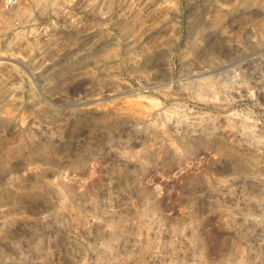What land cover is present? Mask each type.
<instances>
[{"label":"rangeland","instance_id":"374dc122","mask_svg":"<svg viewBox=\"0 0 264 264\" xmlns=\"http://www.w3.org/2000/svg\"><path fill=\"white\" fill-rule=\"evenodd\" d=\"M0 264H264V0H0Z\"/></svg>","mask_w":264,"mask_h":264},{"label":"built area","instance_id":"2783aa9c","mask_svg":"<svg viewBox=\"0 0 264 264\" xmlns=\"http://www.w3.org/2000/svg\"><path fill=\"white\" fill-rule=\"evenodd\" d=\"M18 2V0H6V5L8 7H13L14 5H16Z\"/></svg>","mask_w":264,"mask_h":264},{"label":"bare ground","instance_id":"6f19581e","mask_svg":"<svg viewBox=\"0 0 264 264\" xmlns=\"http://www.w3.org/2000/svg\"><path fill=\"white\" fill-rule=\"evenodd\" d=\"M50 97H51V95H50ZM50 97H49V99H50ZM57 97V96H56ZM51 99H53V98H51ZM54 100H55V98H54ZM58 100V99H57ZM52 101V100H51Z\"/></svg>","mask_w":264,"mask_h":264}]
</instances>
